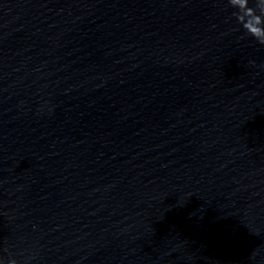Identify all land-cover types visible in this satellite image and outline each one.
<instances>
[{"label": "clouds", "instance_id": "obj_1", "mask_svg": "<svg viewBox=\"0 0 264 264\" xmlns=\"http://www.w3.org/2000/svg\"><path fill=\"white\" fill-rule=\"evenodd\" d=\"M257 0H244L243 5H237L233 10L239 15L241 14V8H245L249 12H253L255 15V19L257 23L253 28L246 27L247 21H245L240 26L244 29V31L248 32L250 36L255 38L260 44H264V40H260V34H264V13L260 11H256Z\"/></svg>", "mask_w": 264, "mask_h": 264}]
</instances>
